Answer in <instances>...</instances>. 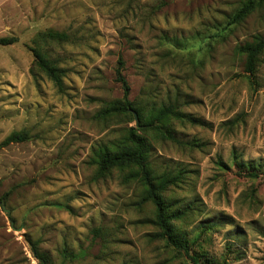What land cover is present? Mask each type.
Masks as SVG:
<instances>
[{
    "label": "rangeland",
    "instance_id": "rangeland-1",
    "mask_svg": "<svg viewBox=\"0 0 264 264\" xmlns=\"http://www.w3.org/2000/svg\"><path fill=\"white\" fill-rule=\"evenodd\" d=\"M243 2L0 0V38L18 40L0 46V264H38L28 240L47 264H194L166 244L130 168L98 175L93 150L135 126L103 113L122 101L118 59L134 105L171 102L201 123L167 117L180 144L138 131L154 172L181 173L160 194L168 215L187 210L172 234L198 264H264V50L251 76L237 51L264 35V6L230 24ZM32 49L66 68L62 91ZM20 131L29 140L1 144Z\"/></svg>",
    "mask_w": 264,
    "mask_h": 264
},
{
    "label": "trees",
    "instance_id": "trees-1",
    "mask_svg": "<svg viewBox=\"0 0 264 264\" xmlns=\"http://www.w3.org/2000/svg\"><path fill=\"white\" fill-rule=\"evenodd\" d=\"M264 6V0H244L240 8L233 14L230 24H237L246 18L256 7ZM50 41H65L68 39V34L64 32H45V38ZM17 38L14 36H7L0 38V46H10L17 43ZM264 50V35H256L252 41L238 46L237 51L244 56V73L251 76L254 72L258 56ZM35 64L49 79L57 91L63 89V77L66 73V68L60 67L55 61L48 60L41 51L32 49ZM115 82L120 85L122 91V101L113 102L109 108H106L103 113L123 114L128 115L131 121H134L133 113L138 119L137 126H130L123 130L121 136L113 143L97 145L93 150L94 163L98 166V175H102L104 171L109 168L126 169L130 168L128 177L134 179L143 187V201H149L155 208V218L152 221L161 231L162 237L168 246L182 252L189 257L194 264H198L195 256L189 254L187 244L172 234L169 219L179 218L187 212L186 209H177L170 215L166 213V207L161 200L160 194L167 189L168 186L174 185L178 182L180 172L171 176L170 173L158 174L154 172L150 158L149 145L145 138L138 134L142 129H153L159 133L160 136L168 140L180 144L173 133L164 130L163 122L167 117H173L180 121H186L190 124L201 123L195 118L188 116L182 112L177 111V107L173 103H168L161 106L157 111L145 110L134 105L129 100L130 89L125 76L122 73V60L118 59L117 66L114 72ZM30 136L26 131L12 132L3 141L2 145L17 144L29 140ZM246 177H256L253 172H246ZM5 197L2 199L4 200ZM1 201V200H0ZM1 203V202H0ZM32 257L38 264H47V256L38 248L36 241H27Z\"/></svg>",
    "mask_w": 264,
    "mask_h": 264
},
{
    "label": "water",
    "instance_id": "water-1",
    "mask_svg": "<svg viewBox=\"0 0 264 264\" xmlns=\"http://www.w3.org/2000/svg\"><path fill=\"white\" fill-rule=\"evenodd\" d=\"M133 117H134V120H135V126H137V124H138V119H137V116H136L135 113H133ZM2 209L8 213V210H6V209L4 208V206H2Z\"/></svg>",
    "mask_w": 264,
    "mask_h": 264
}]
</instances>
